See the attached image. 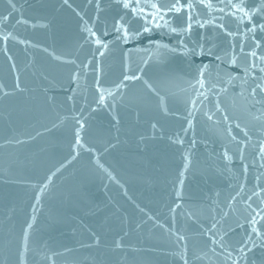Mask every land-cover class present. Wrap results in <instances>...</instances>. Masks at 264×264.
I'll return each mask as SVG.
<instances>
[{
	"label": "water",
	"instance_id": "1",
	"mask_svg": "<svg viewBox=\"0 0 264 264\" xmlns=\"http://www.w3.org/2000/svg\"><path fill=\"white\" fill-rule=\"evenodd\" d=\"M192 2L0 0V264H264V9Z\"/></svg>",
	"mask_w": 264,
	"mask_h": 264
},
{
	"label": "snow or ice",
	"instance_id": "2",
	"mask_svg": "<svg viewBox=\"0 0 264 264\" xmlns=\"http://www.w3.org/2000/svg\"><path fill=\"white\" fill-rule=\"evenodd\" d=\"M65 2H67V0H65ZM120 2L122 3L123 8L125 9H131L132 13L135 16H138L140 18H142L146 23L143 27V32L144 33H148L151 32V27H149V24H154L155 27H160V21H164V26H168V21L165 20V17L167 16L168 13H179L182 9L188 12V21L189 23L187 24V27L184 28L182 31H190L192 28V14L191 11L189 10H194L195 8V4L192 2V0H184V3H181V0H175V2H173L171 4L170 7H166V8H161L159 6V4L157 3H153L151 4V8L154 9L153 12L146 14L145 13V8L144 7H140L139 6V0H135V2L133 3L132 0H120ZM197 3H203V0H197ZM229 4L231 5L232 9H234V11L231 13V15L236 16L237 13H240L241 15L239 16V19L241 20V22H243L245 19H247L249 21V23H251V19L253 15H256V13L258 11H260V9H247L245 7L244 4V0H237L236 3H232V0H229ZM207 8H211L212 4H211V0H209V2L207 4L204 5ZM260 6L261 9H264V0H260ZM97 7H99V0H97ZM220 11H223V9H220ZM149 16L151 17V19L149 20ZM7 19V17H5V20ZM197 23H199V21H197ZM199 26L201 28L204 27V24H199ZM220 27H223V25H220ZM259 29L261 31H264V24H260ZM257 29V25L252 24L249 31L250 32H255ZM115 31L117 32H122L123 36L125 38V40L127 41V38L129 37L130 33L128 31V28L126 26V23H119L118 22V26L115 28ZM170 31L172 32H178L181 31L179 29H177L176 27H171ZM141 33H134V35H140ZM92 35L94 36L95 33L93 32ZM229 36L232 35V33H228ZM253 39H255V37H253ZM97 44H101L102 41H100L99 39L96 41ZM106 47V45H105ZM164 47H167L166 45ZM260 47V42L256 41V48ZM240 52L243 53L244 49H243V45H241L240 47ZM247 55H249L250 57H256L259 60H264V56H258L257 52L255 50L249 52ZM217 59H219V57H217ZM230 64L232 66H237L236 63V58L235 56L233 57V59L230 61ZM251 68L255 69L257 68V64L252 63ZM207 69V65H204L201 69L200 75L201 78L203 77L204 71ZM259 71L264 73V67L259 68ZM253 75H255V73H253ZM136 77H125V79H135ZM200 86L203 87L204 86V81L203 79H201L199 81ZM257 88H260V90L262 92H264V86L257 84L256 86ZM256 89H253V95L255 94ZM101 100H103V96L101 97ZM259 215V214H257ZM261 219H264V217H261ZM256 223H258V221L255 219V217H253L252 219V224L255 225ZM253 232H256L257 234H259V229H257L256 227L252 228ZM252 247H256V245H252ZM252 247L248 248V251H252ZM241 253L244 256H247V253L244 251V248L242 247L240 249ZM185 264H187V262L185 261Z\"/></svg>",
	"mask_w": 264,
	"mask_h": 264
}]
</instances>
